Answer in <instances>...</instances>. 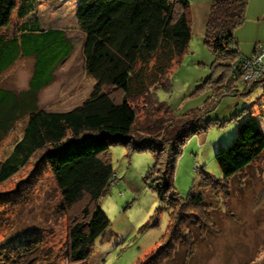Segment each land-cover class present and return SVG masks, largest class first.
I'll list each match as a JSON object with an SVG mask.
<instances>
[{
	"label": "trees",
	"instance_id": "obj_1",
	"mask_svg": "<svg viewBox=\"0 0 264 264\" xmlns=\"http://www.w3.org/2000/svg\"><path fill=\"white\" fill-rule=\"evenodd\" d=\"M33 2L0 0V28L8 24L14 10L26 16ZM248 4L249 0H210L203 39L214 56V76L193 94L208 88L211 97L209 103L206 99L201 108L186 114H174L157 93L169 86V72L188 52L193 34L189 0H79L76 14L84 34V68L95 83L82 103L64 111H49L38 105V92L53 80L55 67L72 49L64 30H42L35 20L31 27L24 24L18 36L0 39V73L20 55L34 56L25 90L16 93L0 89V142L20 120L23 122L21 136L0 159V184L28 170L13 189L0 191V214L18 209L25 191L49 172L59 210L66 217L61 254L69 264H87L95 241L110 227L100 199L114 179L109 148L122 145L129 153L154 155L155 162L144 180L171 210L164 242L138 264H165L174 257L179 243L185 247V256L193 255L190 224L198 228L200 237L207 232L219 234L200 192L192 188L183 198L175 191L173 178L181 146L192 136L205 133L211 123L223 125L206 117L209 106L227 93L250 92L264 81L263 78L247 86L231 78L246 57L239 52L234 33L246 18ZM43 34L53 36L48 50L23 48L22 41H33ZM239 84L243 90L238 89ZM220 146L215 159L222 180H213L201 169V186L211 188L217 195L220 191L227 200L232 177L238 173L244 176L252 165L264 162V134L249 115L237 121L231 143ZM7 225L8 217H0V230ZM22 236L30 240L19 244L20 250L41 241V234L33 236L31 231L3 237L0 244H11L1 245L3 264L25 255L12 249Z\"/></svg>",
	"mask_w": 264,
	"mask_h": 264
},
{
	"label": "rangeland",
	"instance_id": "obj_2",
	"mask_svg": "<svg viewBox=\"0 0 264 264\" xmlns=\"http://www.w3.org/2000/svg\"><path fill=\"white\" fill-rule=\"evenodd\" d=\"M17 1L20 4L23 0ZM33 3L32 10L24 17L19 16L17 10L12 12L8 24L0 28V39L5 36V40H10L12 36H18L24 24L31 27L35 20L39 21L42 30H64L72 49L55 67L53 80L38 92V105L49 111L71 109L88 97L95 83L84 68V34L78 27L76 14L79 0H35ZM194 9L196 8L191 6L192 15ZM209 9L210 4L208 11ZM262 10L264 0H249L246 18L235 30L237 46L244 52L250 50L256 32L264 31V21L256 25L250 20L249 14ZM203 35L198 34L197 30L193 31L188 52L169 72V86L158 90V99L165 102L174 114H186L201 108L206 99L211 97L208 88L193 94L208 77L214 76V56L205 44ZM52 41L53 36L43 34L33 41L24 40L22 44L23 48L36 46L46 51L51 47ZM33 58L34 56L20 55L1 72L0 89L16 93L25 90L33 71ZM239 87L241 88L240 85ZM209 101L208 99L207 103ZM262 102L264 103V81L250 92L239 91L223 95L206 112L207 118L217 119L223 125L211 123L204 133L206 141L201 142L196 134L181 146L175 165L173 187L183 198L187 197L192 188L200 192L202 202L207 205L220 233L207 232L204 237H200L198 228L190 224L194 237V254L185 256V247L179 243L174 257L165 264H264V162L252 165L244 176L238 173L232 177L229 184L231 195L227 200L220 191L217 195L211 188L201 186L204 179L200 173L203 169L213 180H222V173L215 159V153L221 148L219 141L224 146L231 143L236 136L239 119L249 115L260 119V113L264 109ZM244 108L245 112L237 116ZM22 125L20 120L0 142V159L21 136ZM109 152L114 179L108 193L100 199V208L109 219L110 227L103 237L95 241L87 264H138L164 242L171 210L145 183V175L155 162L152 153H129L122 145L110 146ZM27 175L28 170L21 171L19 175L0 184V191L13 189L19 179ZM38 179L33 187L26 188L25 197H22L24 201H18V209L6 212L3 210V214H0V217L7 216L11 225L1 228L0 240L13 232L31 231L33 236L41 234V241L20 250L22 245H18H24L30 239H25L24 236L17 238V245L12 249L25 252V255L9 260L7 264H69L61 254L66 234V217L59 210L57 191L49 172ZM4 242L0 244V250L1 245L11 246ZM2 255L3 251H0V264L5 259Z\"/></svg>",
	"mask_w": 264,
	"mask_h": 264
},
{
	"label": "crops",
	"instance_id": "obj_3",
	"mask_svg": "<svg viewBox=\"0 0 264 264\" xmlns=\"http://www.w3.org/2000/svg\"><path fill=\"white\" fill-rule=\"evenodd\" d=\"M189 1H190L191 6L193 8L194 7L196 8L193 10V22L194 23H193L192 31L195 30V32H196V30H197L198 34L203 35L210 0H189ZM249 16H250V20L253 23H256V25H259L261 22L264 21V10H262L261 12H255V13L251 12L249 14ZM259 41H264V31H262V30H258V32H256V36L254 37V39L251 42L250 50L244 52V51L240 50L238 47L239 52L244 56H250L251 53L253 52L257 42H259ZM237 42H238V40H237ZM239 85L241 86V88L238 86V89H242L243 86L241 84H239ZM239 91H241V90H239ZM262 105L264 106L263 102H262ZM260 115H261L260 119L257 120L255 118V120H256L258 126L260 127V129L262 130V132L264 134V109L261 111ZM198 138L201 139V142H203L204 140L206 141V135H204V133L198 134ZM227 140H228V138H227ZM219 142H220L219 144H222V141H219Z\"/></svg>",
	"mask_w": 264,
	"mask_h": 264
},
{
	"label": "built area",
	"instance_id": "obj_4",
	"mask_svg": "<svg viewBox=\"0 0 264 264\" xmlns=\"http://www.w3.org/2000/svg\"><path fill=\"white\" fill-rule=\"evenodd\" d=\"M231 78L247 86L264 78V42L258 43L253 53L242 59Z\"/></svg>",
	"mask_w": 264,
	"mask_h": 264
}]
</instances>
